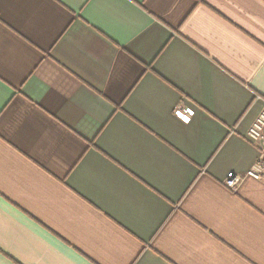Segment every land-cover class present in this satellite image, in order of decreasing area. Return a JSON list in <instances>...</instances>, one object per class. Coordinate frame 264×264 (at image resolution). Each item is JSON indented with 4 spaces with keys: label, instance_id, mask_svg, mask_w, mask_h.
Returning a JSON list of instances; mask_svg holds the SVG:
<instances>
[{
    "label": "crops",
    "instance_id": "0c3cea01",
    "mask_svg": "<svg viewBox=\"0 0 264 264\" xmlns=\"http://www.w3.org/2000/svg\"><path fill=\"white\" fill-rule=\"evenodd\" d=\"M262 111L264 0H0V264H264Z\"/></svg>",
    "mask_w": 264,
    "mask_h": 264
},
{
    "label": "built area",
    "instance_id": "2783aa9c",
    "mask_svg": "<svg viewBox=\"0 0 264 264\" xmlns=\"http://www.w3.org/2000/svg\"><path fill=\"white\" fill-rule=\"evenodd\" d=\"M182 111L183 105L180 104L177 106L176 112L181 113ZM246 138L250 143L260 146L263 149L257 163L248 171L246 176L261 181L264 179V111H262L256 122L249 129ZM242 180L243 178L237 176L235 173H230L227 176L225 185L230 190H236Z\"/></svg>",
    "mask_w": 264,
    "mask_h": 264
},
{
    "label": "snow or ice",
    "instance_id": "6c2138e0",
    "mask_svg": "<svg viewBox=\"0 0 264 264\" xmlns=\"http://www.w3.org/2000/svg\"><path fill=\"white\" fill-rule=\"evenodd\" d=\"M70 258L76 259L77 264H88V261L83 259L82 257H77L75 253H70Z\"/></svg>",
    "mask_w": 264,
    "mask_h": 264
},
{
    "label": "rangeland",
    "instance_id": "374dc122",
    "mask_svg": "<svg viewBox=\"0 0 264 264\" xmlns=\"http://www.w3.org/2000/svg\"><path fill=\"white\" fill-rule=\"evenodd\" d=\"M258 119V118H257Z\"/></svg>",
    "mask_w": 264,
    "mask_h": 264
}]
</instances>
